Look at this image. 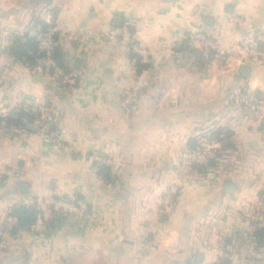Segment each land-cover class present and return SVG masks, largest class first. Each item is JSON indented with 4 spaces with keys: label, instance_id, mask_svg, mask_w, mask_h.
<instances>
[{
    "label": "crops",
    "instance_id": "1",
    "mask_svg": "<svg viewBox=\"0 0 264 264\" xmlns=\"http://www.w3.org/2000/svg\"><path fill=\"white\" fill-rule=\"evenodd\" d=\"M38 22L54 28L74 85L9 57L13 38L36 36ZM249 28L259 55L244 63L245 79L236 56ZM193 32L227 57L195 63L184 49ZM45 103L59 146L37 122L0 124V264H264L254 236L264 229V0H0V118ZM216 132L221 166L187 168L202 134ZM95 153L114 161L111 183ZM64 197L83 201L85 214L58 217L51 202ZM21 205H35L46 225L55 219L52 233L11 236Z\"/></svg>",
    "mask_w": 264,
    "mask_h": 264
},
{
    "label": "built area",
    "instance_id": "2",
    "mask_svg": "<svg viewBox=\"0 0 264 264\" xmlns=\"http://www.w3.org/2000/svg\"><path fill=\"white\" fill-rule=\"evenodd\" d=\"M127 33V28L124 29ZM55 30L52 27L47 28L43 36L39 40V51L43 54L41 58L36 61V69L43 70L47 74H50L62 84L74 85L77 81V74L69 71L64 72L57 67L53 60V49L56 45L54 40ZM189 43L193 47L203 50L207 53H213L214 57L225 58L228 53L221 48L218 42L208 34L204 32H193L189 35ZM134 47V46H133ZM132 47L134 52L139 51ZM140 54V53H139ZM259 55V37L253 28L246 30V34L242 39L238 56L236 60L238 63H246L254 60ZM37 109V110H36ZM34 112L39 113V119L37 121V128L47 142H51L54 145H60L56 132H50V128L56 126V120L51 114L48 106L43 104L42 106L33 109ZM2 116L0 112V117ZM206 145V144H204ZM206 149L198 150L195 155L188 159V165L201 166L208 163L209 160L215 158V149L211 145H206ZM89 160L95 165H104L113 168L114 161L102 154L95 153L89 156ZM177 188L171 187L161 200L162 213L169 214L172 212L175 202V196L177 194ZM41 202H35L37 208H39ZM34 204V203H33ZM56 209L58 217L66 216L67 214H74L78 217H82L85 214L86 207L81 200H59L51 202ZM46 222L43 220L41 212L38 213L36 221L33 225L35 232L39 234H46Z\"/></svg>",
    "mask_w": 264,
    "mask_h": 264
},
{
    "label": "trees",
    "instance_id": "3",
    "mask_svg": "<svg viewBox=\"0 0 264 264\" xmlns=\"http://www.w3.org/2000/svg\"><path fill=\"white\" fill-rule=\"evenodd\" d=\"M38 34L34 37H29L28 35L22 37L13 38L11 45L8 48L9 57L13 58L16 61L22 62L26 64L29 69H36V61L43 56V54L39 51V40L40 37L46 32L48 25L43 22H38ZM129 34H133V30H129ZM54 40L56 42V36H54ZM185 51L192 58H195V63H201V65L207 61V58H214L213 53H207L203 50H199L189 43H186L184 46ZM130 58L135 60V65L137 67V73H141L147 66L141 64L140 58L135 54H131ZM53 60L58 68H60L64 72H69V66L63 54L60 52L59 48L55 45L53 49ZM32 107L21 108L13 115L0 118V124L4 123L8 128H18L27 130V127L39 119V113L34 112ZM37 110V109H36ZM55 126L50 128V132H55ZM217 136L218 141L221 137H223L222 133L216 132L210 136L211 140L213 136ZM200 136V135H199ZM199 136L191 139L189 141V146L191 153H195L197 151L199 145ZM228 136H225L224 139H227ZM227 154L224 149L215 150V158L208 161L207 164L201 166H193L192 170L196 171L198 174H204L208 170L217 169L221 166L222 161L225 159ZM97 169L98 176L105 181L106 183H111L114 179L112 174V168L104 165H95ZM78 199V198H77ZM59 200H69L68 198H57ZM39 210L35 205L26 206L21 205L15 207L10 212V217L15 220V224L10 228V235L15 236L23 231H30L36 221ZM56 226V220L49 221L46 227V234L52 233ZM254 236L257 238L264 239V229H259L254 232ZM216 264H231L228 259H221Z\"/></svg>",
    "mask_w": 264,
    "mask_h": 264
},
{
    "label": "water",
    "instance_id": "4",
    "mask_svg": "<svg viewBox=\"0 0 264 264\" xmlns=\"http://www.w3.org/2000/svg\"><path fill=\"white\" fill-rule=\"evenodd\" d=\"M120 21V20H119ZM203 23L205 24V26L207 27H211L213 25V21L211 19H205L203 21ZM79 61H77L76 66H78ZM250 72H251V68L248 65L242 64L239 66L237 73L245 78L248 79L250 77ZM227 188L229 189V186H227Z\"/></svg>",
    "mask_w": 264,
    "mask_h": 264
},
{
    "label": "rangeland",
    "instance_id": "5",
    "mask_svg": "<svg viewBox=\"0 0 264 264\" xmlns=\"http://www.w3.org/2000/svg\"><path fill=\"white\" fill-rule=\"evenodd\" d=\"M127 39H128V42H127V45H126L127 46V52H128V54L130 56L131 55V37H128ZM210 136H211V134H208V133L202 134V137L204 138V140L201 142L200 148L198 150H203L204 148L206 149V147H205L206 145H211L212 146V143H211L212 140H211ZM204 144H206V145H204ZM185 166L190 169V166L188 165V163L185 164ZM193 166H195V165H192L191 168ZM63 217H65V216H63Z\"/></svg>",
    "mask_w": 264,
    "mask_h": 264
}]
</instances>
